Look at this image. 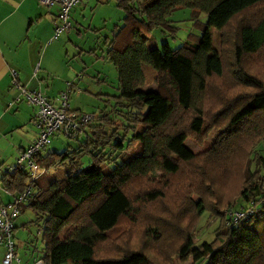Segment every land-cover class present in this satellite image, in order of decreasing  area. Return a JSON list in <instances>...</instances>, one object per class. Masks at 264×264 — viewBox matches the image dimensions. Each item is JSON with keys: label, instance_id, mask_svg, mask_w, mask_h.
<instances>
[{"label": "trees", "instance_id": "obj_1", "mask_svg": "<svg viewBox=\"0 0 264 264\" xmlns=\"http://www.w3.org/2000/svg\"><path fill=\"white\" fill-rule=\"evenodd\" d=\"M116 6L124 13L122 25L105 50L117 73L113 117L96 116V125L74 139L78 145L71 151L34 157L44 171L86 152L87 167L72 166L44 185L19 167L0 179V188L13 197L31 186L19 212L30 209L32 222L42 224V264H152L144 244L132 246L126 235L112 242L109 232L122 219L136 225L140 201L163 197L159 188L132 195V182L155 172L175 175L183 165H194L203 181L197 199L185 193L187 203L168 213L172 221L178 214L184 220L188 212L192 218L187 228L173 222L167 234L179 238L177 257L185 261L192 255V264H264V227L251 226L254 218H264V154L257 148L264 139V75L252 65L264 63V0H116ZM179 8L193 11L192 27L200 34H189L174 49L163 44V52L148 48L146 34L154 29L175 33L168 18ZM211 28L219 35V52L212 50ZM125 30L126 38L118 40ZM148 70L155 74V88L146 87ZM211 130L213 141L203 153L195 155L184 145L189 136L204 139ZM116 158L119 163L102 170L103 162ZM230 164H236L238 185L226 197L216 196L212 174ZM245 208L250 213L238 221L226 214ZM205 212L214 214L218 225L211 240L194 247L195 224ZM162 233L159 222L143 230L159 245Z\"/></svg>", "mask_w": 264, "mask_h": 264}, {"label": "rangeland", "instance_id": "obj_2", "mask_svg": "<svg viewBox=\"0 0 264 264\" xmlns=\"http://www.w3.org/2000/svg\"><path fill=\"white\" fill-rule=\"evenodd\" d=\"M123 15V11L116 6V0H80L69 12L71 28L68 34L60 35L57 39H51L52 35L50 36V47L60 49L59 67L56 70L52 68L50 78L56 84L62 81L64 83L66 81L74 83V88L80 90L79 94H71L69 96L68 103L71 110L84 114H93L94 118L105 114L113 117L115 113V97L118 95L117 73L114 66L105 59V50L107 44H110L108 42L114 39L116 32L122 25ZM168 19L176 29L175 33L154 29L151 33L146 34L148 48H157L163 52V44H167L170 49H174L180 46L189 34H200L199 31L192 27L194 14L188 8L175 10ZM197 19L200 22H205L206 16L198 14ZM210 34L212 50L219 52L221 48L219 35L213 28L210 29ZM127 35V31H123L118 36V40L126 38ZM117 45L119 44L117 43ZM49 62L53 63L55 67V62ZM252 65L253 71L261 76L264 75V63L253 61ZM146 78V87L155 88L156 78L154 72L148 70ZM219 82V80H214L213 87H218ZM91 124L96 125L95 120ZM213 137L214 130L206 134L204 139L189 136L184 141V145L195 155L201 154L209 148ZM77 145V140L67 139L60 135L51 136L50 143L42 152H61L67 147L71 151ZM257 148L264 154V139H262ZM90 159V153L82 152L81 154H76L72 160H66L64 165L44 170L38 177L37 182L39 185H44L54 179L62 178L72 166L77 170H84ZM119 162L120 158H116L114 162H103L101 168L109 171L115 163ZM235 165L230 164L226 171L212 174V190L216 196L226 197L228 193L237 187L238 178ZM202 181L203 177L201 174L196 173L194 165H183L180 172L175 175L155 172L153 176L132 182V185L128 188V192L132 195L141 193L144 190L159 188L163 192V197L154 203H142L143 201H140L138 204L140 212L139 222L136 225H129L126 219H122L109 232L110 240L115 242V240L122 239L121 237L126 235L132 246L139 245L141 242L144 244L147 254L151 257L152 264H192V255L187 260L181 261L174 253L179 238L174 235L170 237L167 235L172 231L173 222L176 224L179 222L182 227L187 228L191 224L192 218L188 212L184 220L180 221L182 216L178 214L172 221L169 219L168 213L173 212V206L176 204L187 203L184 198L185 193H188L190 200L197 199L199 194L196 193V190H201ZM258 209H261L260 205H258ZM28 215L26 211L20 216H22L21 218H28ZM30 215L33 220L34 213H30ZM21 218L17 220L15 218L14 221L18 223ZM158 222L163 229L162 236H160L163 239V242L160 243L161 245L150 241V238L143 234V230L147 225L157 227ZM217 222L218 219H216L214 214L205 212L201 215L195 224L193 232L194 247L203 241L211 240L213 229L218 225ZM30 225L31 233L34 236L33 240L36 237L35 243L37 242V245H39L41 243L40 236H37L36 231L40 229L42 224L39 222L38 227L34 222H31ZM252 225H256L257 229L260 230L264 227V218L259 220L254 218ZM70 229L71 227L66 228L65 234ZM262 242H264V239H262ZM19 250L22 252L21 248ZM34 254H42L39 246H37V251Z\"/></svg>", "mask_w": 264, "mask_h": 264}, {"label": "crops", "instance_id": "obj_3", "mask_svg": "<svg viewBox=\"0 0 264 264\" xmlns=\"http://www.w3.org/2000/svg\"><path fill=\"white\" fill-rule=\"evenodd\" d=\"M58 9L55 4L43 7L39 0H0V179L14 164L17 152L27 147L36 134L32 124L35 106L19 97V90L11 85V73L21 86L38 90L48 98L57 96L66 86L67 81L56 84L50 78L52 68L59 67L60 49L49 45ZM49 61L55 62V67ZM12 199L0 188V205L7 206ZM26 211L28 218H21ZM30 213V209L23 208L16 217L21 220L14 221L15 252L21 264H32L42 255L34 254L37 246L41 253L43 244L40 241L37 245L36 237L33 240ZM36 233L40 236L38 230ZM3 252L0 245V264Z\"/></svg>", "mask_w": 264, "mask_h": 264}, {"label": "built area", "instance_id": "obj_4", "mask_svg": "<svg viewBox=\"0 0 264 264\" xmlns=\"http://www.w3.org/2000/svg\"><path fill=\"white\" fill-rule=\"evenodd\" d=\"M80 0H39L43 7L58 6L56 21L53 27L51 39H57L60 35L68 34L71 28L69 12ZM11 85L19 90V97L26 103L35 106L32 124L36 130L33 141L16 154L14 164L7 167L6 173L10 174L15 167L23 169L29 179L38 178L43 170L34 161L36 154L42 152L50 143L51 136L60 135L67 139H77L84 135V131L94 120L93 114L76 112L69 107V96L79 94L80 90L74 88L73 83H66L65 89L57 96L48 98L38 90H28L21 86L14 72L11 73ZM19 100V98H18ZM31 192V186L27 185L24 191L13 197L7 206L0 205V245L4 247L2 264H21L15 252L14 243V219L19 214V206L24 203ZM250 213L249 208L244 210H229L228 215L233 221L242 219ZM32 264H42L36 260Z\"/></svg>", "mask_w": 264, "mask_h": 264}]
</instances>
